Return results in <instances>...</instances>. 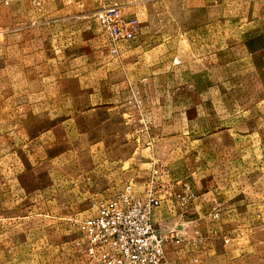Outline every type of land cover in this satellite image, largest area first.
Masks as SVG:
<instances>
[{"label": "rangeland", "instance_id": "1", "mask_svg": "<svg viewBox=\"0 0 264 264\" xmlns=\"http://www.w3.org/2000/svg\"><path fill=\"white\" fill-rule=\"evenodd\" d=\"M115 1L0 0V201L51 233L2 244L75 240L156 165L211 198L187 264H264V0H121L139 29L113 51L96 12Z\"/></svg>", "mask_w": 264, "mask_h": 264}, {"label": "built area", "instance_id": "2", "mask_svg": "<svg viewBox=\"0 0 264 264\" xmlns=\"http://www.w3.org/2000/svg\"><path fill=\"white\" fill-rule=\"evenodd\" d=\"M119 1L96 12L113 51H117L120 44L135 39L139 29L138 19L127 14ZM160 176V170L155 168L143 191L128 184L112 198L101 202L96 212L84 220L83 251L88 264H170L169 246L180 244L182 239L177 226L162 228L155 221L157 211L169 195V190L159 182ZM188 202L187 198H181L180 204L187 207Z\"/></svg>", "mask_w": 264, "mask_h": 264}, {"label": "crops", "instance_id": "3", "mask_svg": "<svg viewBox=\"0 0 264 264\" xmlns=\"http://www.w3.org/2000/svg\"><path fill=\"white\" fill-rule=\"evenodd\" d=\"M120 44L121 47H126V44L129 42ZM131 44V43H130ZM180 90L172 89V94L179 93ZM91 110H95L92 108ZM156 160V159H155ZM151 164V163H150ZM152 164H154L152 162ZM159 168L154 165V169ZM151 166L147 171L142 172L143 176H147L146 181L140 182L138 181V187H143L145 189L148 185V181L150 175H152ZM171 169V168H170ZM165 169L162 177L163 180L167 182L166 186L170 187V195L165 198L163 201L162 207L157 211L155 215V221L159 222L162 228H172L177 225L178 233L187 235V231L185 228V223L193 222V219H190V215L196 214L199 216L200 206L201 204L207 205L208 201L211 200L210 196L206 194L198 195L195 191V186L187 181V178H183L179 173L172 171V169ZM161 173V169H160ZM137 174V172H136ZM128 185V184H127ZM132 185V184H131ZM133 186V185H132ZM126 187V186H125ZM125 187L122 189L124 190ZM145 187V188H144ZM134 188V186H133ZM135 189V188H134ZM136 190V189H135ZM121 191V190H120ZM139 191V190H138ZM181 198H187L188 205L186 208V214L183 213V208L180 207ZM172 202L173 209L170 208L168 202ZM6 202L0 201V254H11V263L6 264H88V257L83 251L84 248V232H80V235L75 240H69V238H65L59 242L58 245L52 243L53 245H44V246H36L34 243H28V246H16L13 244L12 246H4V242L2 244V240L4 239H29L30 236H34L33 239H42L43 237L40 234H51L50 232H36L32 230H24L23 224L18 220L17 222H6L5 218L12 217L14 219L27 218L28 222L33 221L31 216L32 211L30 210H22L20 208L21 201H13L15 203L13 209H5ZM29 207H31L29 205ZM212 209L208 210L207 217L208 220H212L216 216L212 211ZM214 214V215H213ZM44 215L43 217H45ZM66 235V233H65ZM213 235L210 232V236ZM46 237V236H45ZM190 237L187 236V239H183V243L180 244H172L169 246V251L167 254L168 260L170 264H187L188 259L195 255L193 253V248H191V241H189ZM44 254V257L41 258V255ZM19 255H28L26 258H16ZM33 256V257H31ZM1 264V263H0Z\"/></svg>", "mask_w": 264, "mask_h": 264}]
</instances>
